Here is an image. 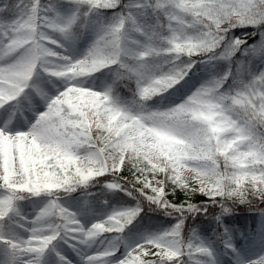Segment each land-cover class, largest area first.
Here are the masks:
<instances>
[{
  "label": "snow or ice",
  "instance_id": "snow-or-ice-1",
  "mask_svg": "<svg viewBox=\"0 0 264 264\" xmlns=\"http://www.w3.org/2000/svg\"><path fill=\"white\" fill-rule=\"evenodd\" d=\"M261 205L264 0H0V264H264Z\"/></svg>",
  "mask_w": 264,
  "mask_h": 264
},
{
  "label": "trees",
  "instance_id": "trees-1",
  "mask_svg": "<svg viewBox=\"0 0 264 264\" xmlns=\"http://www.w3.org/2000/svg\"><path fill=\"white\" fill-rule=\"evenodd\" d=\"M254 31V29L249 28L247 29L248 33H251ZM237 36H243V32L237 31ZM259 37H249L248 43H256L258 41ZM127 174V173H125ZM93 191H97L96 189H93ZM172 199V197H170ZM178 202L182 201L184 199L183 194L178 193L176 198ZM205 200V197L203 195L197 194L193 201L194 203H200ZM231 206V205H229ZM261 207H264V205H261ZM214 213L219 212V208H216L213 210ZM160 214L156 215H150L148 218H146V224H161L164 221H161L158 217ZM259 215L257 214V210L255 208H249L247 205H238L233 209V213L231 215H228L224 218L225 224L233 228L235 231L233 233L234 238L238 233H247L250 231L251 228H254L257 224ZM210 219V218H209ZM190 228H197L202 235H210V228L215 227V223H206L204 217H199L195 221H189L188 222ZM186 236H187V230H186ZM236 239V238H235Z\"/></svg>",
  "mask_w": 264,
  "mask_h": 264
},
{
  "label": "rangeland",
  "instance_id": "rangeland-1",
  "mask_svg": "<svg viewBox=\"0 0 264 264\" xmlns=\"http://www.w3.org/2000/svg\"><path fill=\"white\" fill-rule=\"evenodd\" d=\"M258 224H259V223H258ZM257 227H258V225H257ZM257 227H256V228H257ZM240 242L242 243V242H243V239H241V241H240ZM70 258H73V257L70 255Z\"/></svg>",
  "mask_w": 264,
  "mask_h": 264
}]
</instances>
